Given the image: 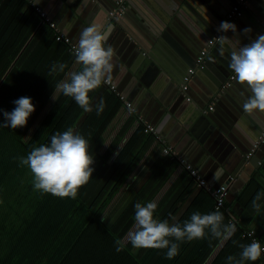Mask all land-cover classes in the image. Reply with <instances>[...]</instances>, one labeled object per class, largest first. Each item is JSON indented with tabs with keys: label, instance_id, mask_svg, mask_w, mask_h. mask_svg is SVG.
<instances>
[{
	"label": "trees",
	"instance_id": "16d2710c",
	"mask_svg": "<svg viewBox=\"0 0 264 264\" xmlns=\"http://www.w3.org/2000/svg\"><path fill=\"white\" fill-rule=\"evenodd\" d=\"M5 1L0 0V8ZM21 1L26 0H12L0 16V125L6 122L3 113L11 112L16 107L14 101L21 97H30L36 111L24 127L0 126V264H227L228 256L239 257V244L252 242L249 236L243 237L252 227L234 212L233 202L226 200L223 207L216 209L215 198L204 188L198 195L201 201L194 204V198L174 223L182 225L197 211L209 214L218 210L225 224L236 225L230 240L221 243L209 236L183 242L179 255L173 259L166 258V249H137L131 243H126L123 251H116L115 240L123 239L133 228L136 203L155 202L154 215L161 221L172 209L180 187L172 186L161 200H154L167 180V176H160L164 163L179 162L163 154L152 165L150 177L132 196L143 177V173L137 176L134 172L147 145L143 144L149 135L144 131L145 124L124 114L125 102L105 83L89 94L94 111L103 94L110 93L100 115L85 112L73 98L63 94L53 100L54 87L64 74L49 76L56 63L53 55L32 44L42 33L47 42L51 38L57 40L53 28L43 25L41 32L38 26L43 17L33 11L18 33L16 29L24 19L19 15L12 18L8 30L1 29L10 21L12 7H21ZM56 48L65 51L63 56L69 54L67 50L73 52L64 41H58ZM81 67L77 64V69ZM132 119L135 127L127 126ZM133 127L134 132L129 135ZM69 128L88 140L89 153L94 157L93 177L75 200L34 191L32 173L19 162L34 147L50 145L53 135ZM183 175L189 181L194 179L189 170ZM254 183L251 180L247 189ZM258 188L261 189L259 185ZM243 193L236 198L239 204L245 202ZM259 229L255 227L256 236L264 244V233ZM246 264H264V256Z\"/></svg>",
	"mask_w": 264,
	"mask_h": 264
},
{
	"label": "crops",
	"instance_id": "0c3cea01",
	"mask_svg": "<svg viewBox=\"0 0 264 264\" xmlns=\"http://www.w3.org/2000/svg\"><path fill=\"white\" fill-rule=\"evenodd\" d=\"M11 1L6 0L4 2L0 8V16L7 10ZM143 1L145 3L144 6L140 1L136 3L137 12H140V18L142 13L149 20V24L145 25L141 23V20L135 18V16L130 20L126 18L124 20L125 27L119 24L114 25V31L106 44V47L110 45L114 49V60L122 61L124 59V64L128 67L131 66L133 71H135L131 77L127 74L129 76L127 78V76L123 75L119 77L120 72L118 67H115L113 70L112 81L122 93L118 92L125 95L135 108L133 112H130L127 108V112L124 114L128 113L132 115L133 119L144 123L145 126L146 124L154 126L164 144L182 154L186 158L187 163L196 168L199 176L208 183L213 186L225 185L229 178L227 183L229 188L227 202H233L234 212L244 217L248 226L252 227L253 230H255L256 226L260 227V233H264V228L261 227V225H264V200L261 201L259 212H256L251 206V201L257 192H264V145L253 155L259 156L258 162L263 160L261 165L258 162L256 166L252 163L251 159L253 156L250 159L246 158L249 149L263 130L264 114L259 112L249 114L243 110L242 105L250 95L246 85H241L235 79L231 86H225L226 81L234 74L233 71H231L225 83L222 85L221 83L219 85L215 84V80L219 81L218 64L223 66L218 56L224 58L225 55L220 54L219 48H213L216 50V54L212 52L213 49L211 50L209 57L206 59V62H209L211 67L207 68L205 64L204 69L196 72L189 85V94L185 93V97L189 96L191 102L184 99L181 101L179 108V114L190 121L194 134L206 144V152H202L201 150L186 151V145L180 141L178 127L172 122L163 120V116H157L159 105L155 104L153 100L162 98L171 104L178 97L181 98L180 79L182 74L185 73L183 72L184 70L181 71L178 68L180 75H176L175 77L179 79V82L175 81L167 71L160 67L158 55L174 62L179 61L183 66H188L191 60L195 64L199 54L197 41L199 42L200 38H203L202 33H199L200 38L197 37L198 34L196 32H199L197 26H200V23L205 21L206 24H203L209 27L203 30V32L211 31L213 29L212 25L222 22L221 18L223 21L227 20V15L237 0H211L213 3L209 0H189L192 9H189L187 14H185L186 12L175 10L174 14H168L167 16V12L162 10V15L166 16L165 19H168L166 21L161 20L160 23L156 15L150 12L149 8L151 6L148 5L150 4L148 1L153 2V5L157 8L161 7V5L168 8V2L173 6L176 2L174 0L173 2L172 0H157V4L152 0ZM183 1L186 0H179V4ZM21 3V7L16 8L15 5L12 7L10 21H6L1 29L8 30L12 18L19 15L23 16L24 19L16 29V33H18L26 23L30 13L36 12L40 14L34 10L36 6L42 9L46 14V18L56 24V28H53L54 34L59 32L69 37L74 44H77L83 28L95 24L103 29L111 24L110 22L114 21L108 19V11L114 6L113 0H41L39 4H33V0H26L21 1ZM249 5H251L252 10L248 9ZM262 10H264V0H249L244 8L243 15L232 22L235 23L241 19L242 25H239L237 28L241 34L239 37L240 43H236L233 40L231 47L226 45L230 50L228 48L224 50V54L229 55V58L232 47L238 49L240 44L245 45L252 39L255 33L261 32L259 27L263 24L261 18H264ZM246 11L250 13L249 16ZM42 19L43 22L39 23L38 28L43 25H50L45 18ZM245 28L252 29L251 33L247 36L243 34ZM40 30L42 32L41 28ZM213 32L215 33L217 30H213ZM230 33L231 38H234L235 34L232 31ZM165 34H167L166 37ZM31 39L28 43H30ZM57 42L54 38H51L47 42L46 39H43L42 33L38 35V39L33 40L32 44L36 48L44 47L45 53H48V55L52 54L56 63L66 64L67 68L65 72L58 75L54 74V76L57 77L64 74L63 79H67V73L80 71L81 69H77V63L72 55L73 52L67 50L66 53L69 54L63 56L62 53H65V51L63 49L59 51L56 48ZM133 58L136 62L131 63L130 60ZM134 77L135 79H133ZM109 94V92L103 94L102 99L104 102L108 99ZM213 102H215L214 108L210 110L209 107ZM93 113H96L95 108ZM133 119L128 122L127 126L135 127V120ZM115 121H117V118ZM178 123L181 126L184 125L180 120L176 121V124ZM134 127L129 135L134 132ZM240 131H242V135L239 133ZM236 133H239V135ZM152 135L149 134L144 137L143 144H147V148L145 146L142 149L143 156H141V161L134 172V175L137 176L143 173V177L140 179L132 196L150 177L152 165L155 164L158 158L163 156V142L156 138L154 139V136L151 137ZM232 138L237 141V144L232 141ZM146 141L148 142L146 143ZM241 150H247V153L243 154V158L238 153ZM186 170L181 163L171 164L169 162H165L162 171L160 170L161 179L167 176V180L159 189L154 201L158 202L161 200L172 186L177 189L180 187L181 190L179 197L172 205V209L164 218V220L171 222V224L181 216L194 198V204H198V201H201L198 195L202 187L197 185L195 177L190 181L187 180L186 175H183ZM251 180L255 183L247 189V185H249ZM258 185L261 189L258 188ZM241 193H243L245 205L244 203L239 204L236 201V198ZM246 206L249 207L247 208ZM173 217H175V220H173Z\"/></svg>",
	"mask_w": 264,
	"mask_h": 264
},
{
	"label": "clouds",
	"instance_id": "9594fccd",
	"mask_svg": "<svg viewBox=\"0 0 264 264\" xmlns=\"http://www.w3.org/2000/svg\"><path fill=\"white\" fill-rule=\"evenodd\" d=\"M40 2L41 0H33V4ZM216 30L221 33L232 31L235 34L231 39L227 35L215 38L220 45L221 55H224L225 45L231 47L233 40L240 43L241 34L234 23L222 21ZM113 31L114 25L111 24L103 29L95 24L82 29L75 48V61L82 66L81 70L67 73V79L60 80L55 85L53 100L63 94L73 98L85 112L93 111L89 94L102 83H111L113 70L117 67L114 49L110 45L106 47ZM251 31V28H245L243 34L247 36ZM229 67L238 83L246 85L250 92L242 105L243 110L249 114H264V34L258 35L251 43L239 47L238 50L232 47ZM66 68V64L57 62L51 66L48 75L64 73ZM14 103L16 107L11 112L3 113L6 122L0 126L12 129L24 127L36 111L30 97H21ZM104 109L105 102L101 99L95 104L97 115L102 114ZM19 162L32 173L34 191L73 200L77 199L79 190L90 182L95 171L94 157L89 153L88 140L81 134L74 133L71 128L53 135L50 145L34 147L26 158L20 157ZM262 200L264 192H257L251 201V206L256 212L260 211ZM156 209L155 202L135 204L133 228L123 239L115 240L117 252L123 251L126 243H131L137 249H166V258L173 259L179 255L180 243L203 240L209 236L223 243L230 240L237 230L235 224L224 223V216L218 210L209 214L197 211L182 225H170L167 220L155 218ZM113 222L114 219L110 221ZM239 247L242 250L239 257L228 256L227 264L255 262L264 255V245L258 240L239 244Z\"/></svg>",
	"mask_w": 264,
	"mask_h": 264
},
{
	"label": "water",
	"instance_id": "95a60500",
	"mask_svg": "<svg viewBox=\"0 0 264 264\" xmlns=\"http://www.w3.org/2000/svg\"><path fill=\"white\" fill-rule=\"evenodd\" d=\"M114 1V3H115V1L116 0H113ZM141 2V4L144 6L145 5V3H144V1L142 2V0H130L129 2H128V4H127V7H126V10H125V12L120 16V17H118L117 19H114V21H112V22H110L111 23V25H121V26H123V27H125L124 25V20H126V18H128L129 20L132 18V17H134L135 16V18H138V19H140L141 20V23H143V24H145V25H148L149 23V20L146 18V17H144L143 16V14L141 13V18L139 17V15H140V12L138 11L137 12V8H136V3L137 2ZM152 1H155V3H157V0H152ZM170 1V0H169ZM176 3H174V6L170 3V2H168L167 3V6H169L168 8H165L163 5H161V7H156V6H154L153 5V2H151V1H148L150 4H148L149 6H151L150 8H149V10H150V12L151 13H153V15H156V18L159 20V23H160V21L161 20H164V21H166L168 18H166L165 19V17H164V15H162V13H161V11L162 10H165V12H167V16H168V14H174V11L176 10H178V12H186L185 14H187L188 13V10L190 9H192L191 8V6H190V4H189V0H186V1H183V2H181V4H179V0H174ZM209 1H211V0H209ZM172 2H173V0H172ZM212 2V1H211ZM213 3V2H212ZM158 4V3H157ZM163 7V8H162ZM248 9H251L252 10V8H251V5H249L248 6ZM102 11V10H101ZM263 11V14H264V10H262ZM163 12V11H162ZM246 13L248 14V16L250 15V13H248V11H246ZM161 18V19H160ZM163 18V19H162ZM189 18V17H188ZM191 18H193V17H191ZM261 20L263 21V24H261V26L259 27L260 29H261V32H257V33H255L254 34V36L252 37V39L251 40H249V42L248 43H246L245 45H247V44H249V43H251V41L252 40H254V39H256L257 38V36L258 35H260V34H264V18H261ZM221 21H223V19L221 18ZM206 24V22L204 21V22H202V23H200V26H197V28L199 29V32H196V34H198L197 35V37L198 38H200V36H199V33L201 34H203L202 36H203V38L201 39L200 38V40H199V42L197 41V43H198V45H199V47L197 48V50H198V53L201 51V49L207 44V42H208V40L211 38V36L212 35H214L215 33L213 32V30H216L218 27H219V24H220V22H218L217 24H214V25H212V30L211 31H204L203 32V30H205V29H208V25L206 26V25H204V24ZM236 26H237V28H238V26L239 25H242V22H241V19L240 20H238L237 22H235L234 23ZM142 25V24H141ZM127 28V27H126ZM128 29V28H127ZM126 30V29H125ZM209 32V33H208ZM225 35H227L229 38H231V33H230V31H228V32H226L225 33ZM147 36V35H146ZM167 36V34H165V37ZM140 42V41H139ZM145 46V45H144ZM143 46V47H144ZM202 48H201V47ZM241 46H244V45H241L240 44V47ZM214 47H216V48H219L220 47V45L218 44V43H216L214 46H213V48ZM199 48H200V50H199ZM212 48V49H213ZM225 48H226V50H227V48H228V46H226L225 45ZM229 49V48H228ZM239 49V48H238ZM237 49V50H238ZM214 50L215 49H213V53H215L216 54V50H215V52H214ZM230 50V49H229ZM192 53V52H191ZM225 56H224V58H221L220 56H218L220 59H221V61H222V63H223V66L221 65V64H218V68H219V81L218 80H215V84L216 85H219V83H221V85L223 84V83H225V81H226V79H227V77L231 74V69H230V67H229V60H230V58H229V55H227V54H224ZM153 56L154 57H156L154 54H153ZM158 60L160 61V62H158L159 63V65H160V67L163 69V70H165V71H167L171 76H172V78L175 80V81H177V82H179V79L178 78H176L175 76L177 75H180L179 74V71L181 70H184L183 72H185L186 73V71L190 68V67H194V63H193V60H191L190 62H189V64H188V66H183V65H181L180 64V62L179 61H171L170 59H168V58H164L163 56H161V55H158ZM195 57V56H194ZM208 57H209V55H208ZM197 59V58H196ZM116 60V59H115ZM124 59H122V61H117V67H118V70H119V72H120V76L119 77H122V75L123 76H127V78L130 76H132V73H134L135 71H133V68H131V66L130 67H128V66H126L124 63V61H123ZM148 60V59H147ZM130 62L131 63H134V62H136V60L133 58V59H131L130 60ZM193 63V64H192ZM195 63H196V61H195ZM128 64V63H127ZM124 65V66H123ZM206 66H207V68H210L211 67V64H209V62H206ZM121 68H122V70H121ZM180 70H179V69ZM156 69V68H155ZM156 71H157V69H156ZM205 71H206V69H205ZM129 76H128V75ZM137 75V74H136ZM183 75H184V73L182 74V77H183ZM137 76H139V75H137ZM136 77V76H135ZM135 77L133 78V79H135ZM182 77H181V79H180V82H181V80H182ZM231 86V85H230ZM118 91H120L121 92V90H118ZM122 93V92H121ZM186 93H188V91L186 92ZM189 94V93H188ZM181 98H177L174 102H172L171 104H169L170 102L169 101H165V100H163L162 98H159V99H157V100H155V99H153L154 101H155V104H158L159 105V110H157L158 112H157V116L159 115V116H163V120H166V122H172V123H174L175 124V126H177L178 127V129H179V138L181 139L180 141H181V143H183V144H185L186 145V151H191V150H201L202 152L204 151V152H206L207 150H206V144L205 143H203L195 134H194V132H193V127H192V125H190V121H188L184 116H181L180 114H179V108H180V105H181V101H183L184 99L186 100V101H188L187 100V97H185V93H183L182 92V96H180ZM189 102H191V100L189 101ZM178 120H180L184 125L183 126H181V125H179V123L178 124H176V121H178ZM239 133H241V135L243 134L242 133V131H240ZM239 133H236L237 135H239ZM232 141L235 143V144H237V141L234 139V138H232ZM264 147V146H263ZM239 153V155H241V157L243 158L244 156H243V154H246L247 153V150L246 151H244V150H241L240 152H238ZM258 159H259V156L257 157V156H253L252 157V159H251V161H252V163L253 164H255V166L257 165V162H258ZM250 161V160H249ZM234 175H235V173H233ZM228 180H229V178H228ZM228 180L226 181V185H227V183H228ZM218 186H220V185H217L216 187H218ZM234 191H236V190H234Z\"/></svg>",
	"mask_w": 264,
	"mask_h": 264
},
{
	"label": "built area",
	"instance_id": "2783aa9c",
	"mask_svg": "<svg viewBox=\"0 0 264 264\" xmlns=\"http://www.w3.org/2000/svg\"><path fill=\"white\" fill-rule=\"evenodd\" d=\"M129 1L130 0H116L114 3V6L111 8V10L108 11V19L114 20V19H117L118 17H120L125 12L127 4ZM248 2H249V0H237L236 3L234 4V6L232 7V9L230 10V12L228 13L226 21L232 23L236 19L240 18L243 15L244 8L248 4ZM35 10L38 11L41 14V16L43 18H45V20L47 22L50 23V26L52 28H56V24L54 22H52L50 19L46 18V14L42 11V9L40 7L36 6ZM220 35H225V33L216 32L214 35L211 36V38L208 40L207 44L199 52L194 67H190L186 71V73H184L182 80L180 82V88H181V91L183 93H186L188 91L190 82H191L193 76L196 74V72L198 70L204 69L205 64H206V59H207L209 53L211 52L213 46L217 43L215 38L220 36ZM56 39L58 41H64V42L68 43L70 45L71 50L75 54V48H76L77 44H74L69 37H66L63 34L57 32ZM234 80H235V74H232L229 77V79L226 81L225 86H230ZM105 84H107L112 91L116 92L119 95L120 99L125 102L128 110L130 112H133L135 110L133 103L128 101V99L126 98L125 95L118 92V89H117L116 85L113 83V81H111V83H105ZM187 100L190 101L191 98L189 96H187ZM214 104H215V102H213V104L209 107L210 110H213ZM144 131L148 134H153L158 140L163 142L162 153L165 156H169L171 159H175L179 163H181L187 170L190 171V174L193 177H195V179L197 180V185H199V187L204 188L206 191H208L212 194V196L215 198V201H216V204H215L216 209H219L225 205V202H226L228 194H229L228 185L225 184V185H220V186L216 187V186H213L212 184L208 183L203 178H201L199 176L197 169L193 168L190 164H188L186 161V158L182 154H179L178 152L174 151V149L172 147L164 144V141H162L160 136L157 134V131H156L154 126H152L150 124H146ZM263 145H264V127H263V130L261 131V133L259 134V136L257 137V139L255 140V142L253 143L252 147L249 149V151L246 155V158L250 159L256 153V151H258L260 149V147ZM262 162H263V160L262 161L260 160L258 162L259 165H261ZM231 222H232V220H231ZM245 236H249L251 238V240H258L261 243V241L256 236L255 230H253V229L244 232L243 237H245ZM262 245H264V244H262Z\"/></svg>",
	"mask_w": 264,
	"mask_h": 264
}]
</instances>
